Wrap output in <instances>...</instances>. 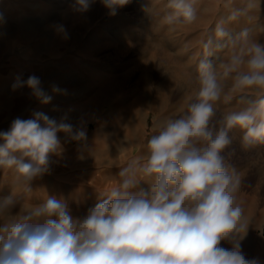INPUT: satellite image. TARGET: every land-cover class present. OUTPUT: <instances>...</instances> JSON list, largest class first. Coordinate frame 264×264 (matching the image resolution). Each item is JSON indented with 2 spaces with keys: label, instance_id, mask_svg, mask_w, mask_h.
Here are the masks:
<instances>
[{
  "label": "clouds",
  "instance_id": "1",
  "mask_svg": "<svg viewBox=\"0 0 264 264\" xmlns=\"http://www.w3.org/2000/svg\"><path fill=\"white\" fill-rule=\"evenodd\" d=\"M94 2L75 0L73 7L86 12ZM101 3L115 15L130 0ZM197 3L167 0L163 22L194 23ZM258 3L244 0L234 6L227 0L228 15L202 42L195 99L184 114L158 124L146 154L122 168L119 183L100 193L84 216L75 217L55 196L13 213L17 197L0 195V264H261L242 250L246 224L236 202L241 176L230 163L237 143L241 149L264 144V43L250 25L235 36L229 28L251 19ZM58 31L67 36L63 26ZM228 44L226 61L215 64L216 53ZM221 76L231 80L239 106L217 119L225 96ZM24 87L43 104L52 99L34 74L26 80L17 77L12 85ZM52 90L62 91L58 86ZM237 129L242 135L235 134ZM60 133L66 141L87 139L86 127L66 115L57 119L34 112L30 119H14L7 131H0V169L11 170L31 192L32 180L49 172L50 157L64 150ZM221 241L231 248L221 247Z\"/></svg>",
  "mask_w": 264,
  "mask_h": 264
},
{
  "label": "rangeland",
  "instance_id": "2",
  "mask_svg": "<svg viewBox=\"0 0 264 264\" xmlns=\"http://www.w3.org/2000/svg\"><path fill=\"white\" fill-rule=\"evenodd\" d=\"M74 3L0 0V114L6 118L0 131L34 112L57 119L66 115L87 131L81 142L58 134L64 150L50 157L49 172L32 180L31 192L24 191L11 170L0 169V195L11 192L19 202L13 213L47 196L78 200L88 184H118L119 171L146 154L158 124L184 114L195 99L202 42L224 18L214 14L209 0H198L194 23L175 26L162 19L167 0H130L115 15L101 0L86 12L77 11ZM254 37L264 43L263 32ZM231 47L217 52L214 63L226 61ZM33 74L52 96L49 103H41L27 87L12 88L17 77L26 80ZM221 83L225 96L217 119L239 106L231 80L221 76ZM53 86L62 91L53 92ZM235 134L242 135L238 129ZM235 147L230 163L241 176L236 202L249 216V229L264 236V144Z\"/></svg>",
  "mask_w": 264,
  "mask_h": 264
},
{
  "label": "crops",
  "instance_id": "3",
  "mask_svg": "<svg viewBox=\"0 0 264 264\" xmlns=\"http://www.w3.org/2000/svg\"><path fill=\"white\" fill-rule=\"evenodd\" d=\"M212 2V6L214 7L215 15H222L226 17L228 15V8L225 6L227 0H209ZM244 0H232L234 6H242ZM251 19L245 20L244 23L240 20V25L234 26L230 28V31L233 33H238L240 29L244 26H252L254 28V32H263L264 33V0H259L258 6L255 10L249 13ZM236 23V22H235ZM6 118L0 114V122L5 121ZM1 126V125H0ZM117 184H88L82 190L83 194L78 200H70L64 199V201L68 204L69 208L72 211V214L75 217L84 216L87 211L94 207L98 202L100 197V193H106ZM145 189L148 188V185H140ZM42 201H36L33 204L39 203ZM29 207V206H28ZM244 222L246 224V233L244 231L241 232V235H244L243 240L241 241L242 250L246 254L248 258L258 257L261 261V264H264V236L263 233H259L258 231H252L249 229L251 226L249 221V216L244 215ZM254 223V222H253ZM253 229V228H252ZM251 230V231H250ZM221 247L231 248V244L227 241H221Z\"/></svg>",
  "mask_w": 264,
  "mask_h": 264
}]
</instances>
